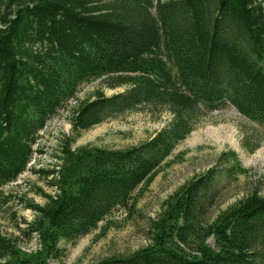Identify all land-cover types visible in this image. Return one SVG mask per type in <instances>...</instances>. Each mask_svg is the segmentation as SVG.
Here are the masks:
<instances>
[{"label":"trees","instance_id":"trees-1","mask_svg":"<svg viewBox=\"0 0 264 264\" xmlns=\"http://www.w3.org/2000/svg\"><path fill=\"white\" fill-rule=\"evenodd\" d=\"M90 81L124 90L79 100L78 135L146 107L170 119L124 149L66 139L44 172L55 194L29 204L36 216L27 231L40 249L25 253L0 232V264L59 262L62 241L133 210L202 105L230 103L264 124V0H0V188L26 171L47 121ZM216 183L210 170L184 184L151 220L146 247L96 264H264V196L254 191L210 217Z\"/></svg>","mask_w":264,"mask_h":264},{"label":"rangeland","instance_id":"rangeland-1","mask_svg":"<svg viewBox=\"0 0 264 264\" xmlns=\"http://www.w3.org/2000/svg\"><path fill=\"white\" fill-rule=\"evenodd\" d=\"M95 90L111 96L124 88L112 89L101 81L83 83L77 97L59 109L39 133L26 171L0 188V232L15 240L25 253H34L41 247L37 234L28 235V223L36 216L29 204L43 206L47 203L45 194H55L49 184L52 177L44 172L58 164L57 156L66 139H73L75 148L90 145L124 149L148 140L170 119L165 109L155 112L146 107L106 120L78 135L71 124V110ZM201 109L195 129L176 146L155 180L140 193L135 208L118 209L97 230L74 242L62 241L64 257L51 264H96L146 247L149 224L157 218L163 202L210 170L215 171L217 180L210 217L254 191L264 196V124L244 116L230 103L214 109L202 105ZM231 152L237 155L245 173L230 158ZM108 223V230L103 233ZM208 243L214 246L212 238Z\"/></svg>","mask_w":264,"mask_h":264}]
</instances>
